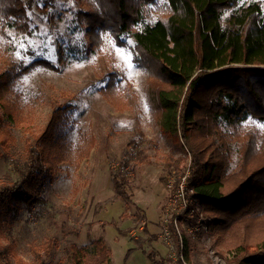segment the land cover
<instances>
[{
	"label": "rangeland",
	"instance_id": "374dc122",
	"mask_svg": "<svg viewBox=\"0 0 264 264\" xmlns=\"http://www.w3.org/2000/svg\"><path fill=\"white\" fill-rule=\"evenodd\" d=\"M44 2L37 0V7L27 12V32L0 20V73L9 62L27 65L36 58L57 67L34 66L16 79L12 98L18 103V122L0 128V142L8 137L12 141L8 147L0 143V182L17 180L13 165L23 164L30 143L46 129L54 111L65 106L59 133L70 155L43 185L45 204L21 206L12 229L16 254L23 264H149L146 256L151 251L164 264H226L227 248L239 242L235 236L242 226L234 224L232 239V227L210 232L201 215L195 229L182 219L187 213L192 220L194 212H200L186 198V205L180 206L181 199L173 198L176 191H171L187 174L190 158L155 126L146 93L147 72L135 61L130 36L120 35L118 44L104 31L101 44L87 53L80 46L82 33L74 31V14L96 8V1L53 0L45 11ZM164 5L165 0L146 3L144 22L153 23ZM49 18L54 24L47 25ZM57 48L64 50L61 61ZM110 71L122 76V111L99 91L105 84L101 78ZM242 128L264 137V122L255 118L246 119ZM79 155L83 158L77 161ZM235 163L234 158L231 172ZM114 172L129 175L133 207L116 196ZM262 230V223L254 226L253 235L261 236Z\"/></svg>",
	"mask_w": 264,
	"mask_h": 264
},
{
	"label": "trees",
	"instance_id": "16d2710c",
	"mask_svg": "<svg viewBox=\"0 0 264 264\" xmlns=\"http://www.w3.org/2000/svg\"><path fill=\"white\" fill-rule=\"evenodd\" d=\"M36 1L0 0V20L27 32V12L37 7ZM52 1L46 0L41 10ZM95 1L96 8L74 14V31L82 33L80 46L87 53L101 44L104 31L118 44L120 35L132 39L135 61L147 72L146 93L155 126L190 158L184 198L190 205L194 201L200 212H194L192 220L187 213L182 219L196 227L201 215L210 232L232 227V239L234 224H241L242 233L235 236L239 242L227 248L230 257L223 260L264 264V137L255 129L242 128L249 117L264 122V4L165 0L159 17L145 23L143 7L155 0ZM51 24L49 18L47 25ZM57 52L61 61L64 50ZM34 66L57 70L48 60L36 58L27 65L9 62L0 73V128L18 122L13 87ZM121 80L120 73L110 71L101 78L105 84L99 90L116 111L125 105L118 92ZM66 110L67 106L54 111L46 129L28 146L23 164L13 165L17 180L0 182V264H23L15 252V218L22 205L30 209L35 203L45 204L43 185L52 181L60 163L69 160V145L59 133ZM0 143L8 147L12 141L8 137ZM82 158L79 155L77 161ZM183 177L171 191L178 189ZM111 181L116 196L133 207L129 175L114 172ZM261 223V236H254L252 229ZM71 249L78 262L75 246ZM184 256L188 260L187 250ZM146 258L149 264H164L152 251Z\"/></svg>",
	"mask_w": 264,
	"mask_h": 264
},
{
	"label": "built area",
	"instance_id": "2783aa9c",
	"mask_svg": "<svg viewBox=\"0 0 264 264\" xmlns=\"http://www.w3.org/2000/svg\"><path fill=\"white\" fill-rule=\"evenodd\" d=\"M187 176V174L182 178L179 186H178V189L176 190V193L174 194V197L173 198H177V201L181 199V202H180V206L182 205L183 207L186 205L185 204V200H184V182H185V177ZM170 186V185H168ZM196 227H194L195 229Z\"/></svg>",
	"mask_w": 264,
	"mask_h": 264
}]
</instances>
